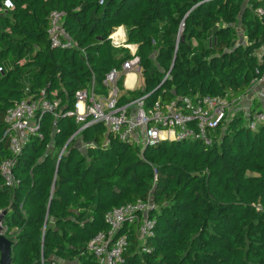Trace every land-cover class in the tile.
I'll use <instances>...</instances> for the list:
<instances>
[{
	"label": "trees",
	"instance_id": "obj_1",
	"mask_svg": "<svg viewBox=\"0 0 264 264\" xmlns=\"http://www.w3.org/2000/svg\"><path fill=\"white\" fill-rule=\"evenodd\" d=\"M10 3L0 0V166L10 153L5 113L11 106L44 91L61 99L63 109L56 126L51 114L42 117L43 137L34 136L18 155L16 186L6 185L0 169V213L16 243L14 264L75 258L98 264L88 242L109 230V210L138 199L157 206L149 213L154 234L143 244L133 226L123 264H264V125L255 131L241 126L240 115L209 147L182 141L143 150L116 139L105 145L107 129L100 123L75 135L80 125L67 115L79 90L94 82L105 93V73L131 56L128 46L113 44L111 35L121 27L125 44L137 45L141 56L144 86L129 91L132 98L151 93L153 104L176 95L244 94L256 69L264 73V15L256 12L264 0ZM55 10L64 12L75 47H52ZM239 23L246 26L245 42ZM175 49L173 70L159 87L160 68L170 70ZM123 82L124 76L122 88ZM77 137L94 146L82 151Z\"/></svg>",
	"mask_w": 264,
	"mask_h": 264
},
{
	"label": "built area",
	"instance_id": "obj_2",
	"mask_svg": "<svg viewBox=\"0 0 264 264\" xmlns=\"http://www.w3.org/2000/svg\"><path fill=\"white\" fill-rule=\"evenodd\" d=\"M256 12L262 17L264 8L258 7ZM63 18V11L55 10L50 15L51 45L57 48L75 47L76 42L63 26ZM111 38L115 46H121L119 42L115 43L114 37ZM122 45L132 48L125 43ZM133 47L135 49H130L131 56L120 67H113L105 73V93H100L94 82L90 87L77 92L74 109L67 112L80 125L75 135L100 123L108 132L105 145L116 139L137 145L143 150L163 142L182 141H201L209 147L220 138L219 129H224L233 103L246 114V125L249 129L255 131L264 125V73L260 69H256V75L246 92L238 97H231L228 93L222 96L176 95L171 100L159 97L153 104H149L151 93L132 98L121 86L123 76L125 78L137 72L141 74V56L137 53L138 46ZM26 91H29V87ZM255 103L259 106L258 109L254 107ZM60 105L61 99H50L43 91L39 98L26 96L6 111L5 138L10 153L0 166L6 185H17L14 166L18 155L34 136L43 137L40 128L44 115L51 114L56 126L57 119L63 113ZM85 145L86 148L94 146L93 143ZM64 151L65 149L61 155ZM156 208L152 199H138L112 208L105 216L109 230L98 232L88 242V253L94 256L98 264H123L133 226L138 228V239L143 244L153 236L155 221L149 217V213ZM142 250L149 251V248L143 246ZM44 264L57 262L51 260Z\"/></svg>",
	"mask_w": 264,
	"mask_h": 264
},
{
	"label": "rangeland",
	"instance_id": "obj_3",
	"mask_svg": "<svg viewBox=\"0 0 264 264\" xmlns=\"http://www.w3.org/2000/svg\"><path fill=\"white\" fill-rule=\"evenodd\" d=\"M249 6V4L248 3H246V7H248ZM123 29L124 28H122V31H123ZM236 29H238V38H239V40H243L242 42H245L246 40H247V31H246V26H241V23H239L237 26H236ZM117 31V30H116ZM116 31H114L113 33H112V35L111 36H113L114 38H115V43L116 42H121L120 41V39H122L121 37L124 35V32H122L121 31V34L122 35H119V33L118 32H116ZM120 37V38H119ZM117 38V39H116ZM126 43V42H125ZM192 44H196V42L193 40L192 41ZM130 47H132V48H130L131 50L134 48L133 47V45H130ZM135 49V48H134ZM136 50H137V48H136ZM159 50L157 49V50H154L153 51V53H152V55H151V58H152V64H153V66L154 67H156L157 66V55L159 54ZM174 57H175V62H176V59H177V50L175 49V52H174V56H173V62H174ZM175 62H174V64H175ZM160 74L162 75V78H163V81H165L168 77H170V74H171V72H169V71H167L166 69L165 70H163V69H161L160 68ZM137 74H138V76H139V80H138V82H137V89H140L141 87H143L144 86V81H143V77L141 76V74L139 73V72H137ZM163 83V82H162ZM167 84V83H166ZM165 84V85H166ZM167 87H169V85L167 84L166 85ZM254 107L256 108V109H258L259 108V106L255 103L254 104ZM238 109V110H237ZM236 111H237V113H236ZM238 114V115H237ZM242 116V120H240V124H241V126H245L246 125V118H245V113L240 109V107L239 106H237V107H235L234 106V103L233 104H231V108H230V110H229V114H228V119L226 120V122L224 123V128H227L228 127V124H229V122L231 121V120H233V119H235V118H239L238 116H240V115ZM73 138V137H72ZM77 139L79 140L78 141V144L80 145V144H83V142L84 141H82L81 140V138L80 137H77ZM77 142V141H76ZM168 143H171V142H168ZM83 146H84V148L82 149V151H85V149H86V145L85 144H83Z\"/></svg>",
	"mask_w": 264,
	"mask_h": 264
},
{
	"label": "water",
	"instance_id": "obj_4",
	"mask_svg": "<svg viewBox=\"0 0 264 264\" xmlns=\"http://www.w3.org/2000/svg\"><path fill=\"white\" fill-rule=\"evenodd\" d=\"M181 31L182 30H180L178 41L180 39ZM174 62H175V57H174ZM174 62L172 63L169 72H172L174 67ZM164 82L165 81H163V83ZM163 83L159 87H161ZM71 139L67 142V145L69 144ZM5 214H6L5 212L0 213V264H14L13 249L16 246V243L6 235L7 229H6V225H4Z\"/></svg>",
	"mask_w": 264,
	"mask_h": 264
},
{
	"label": "crops",
	"instance_id": "obj_5",
	"mask_svg": "<svg viewBox=\"0 0 264 264\" xmlns=\"http://www.w3.org/2000/svg\"><path fill=\"white\" fill-rule=\"evenodd\" d=\"M122 28H124L123 31H122ZM119 29H121V31L124 32V35L121 37L122 39H120L121 42H119V44L122 45L123 43H125L127 41V31H126L125 27H121V28H118L116 30H119ZM121 31L119 32V35H122ZM134 75L132 77V75L130 74L124 78V82H123L124 83V88H123L124 90L123 91L126 92L127 94H129V91L137 89V82L139 80V76H138V74H134ZM100 93H102V92H100ZM107 136H108V132L106 134V137ZM76 141H75L76 145L80 146V148L83 149L84 148L83 144H86V143L83 142V144L79 145L78 144L79 140L77 139ZM52 148L53 147L51 146V149ZM58 261H59V264H79L78 263L79 260L77 258L72 259V260H58Z\"/></svg>",
	"mask_w": 264,
	"mask_h": 264
},
{
	"label": "clouds",
	"instance_id": "obj_6",
	"mask_svg": "<svg viewBox=\"0 0 264 264\" xmlns=\"http://www.w3.org/2000/svg\"><path fill=\"white\" fill-rule=\"evenodd\" d=\"M5 3H6L7 6L12 7V5L10 3V0H5Z\"/></svg>",
	"mask_w": 264,
	"mask_h": 264
},
{
	"label": "bare ground",
	"instance_id": "obj_7",
	"mask_svg": "<svg viewBox=\"0 0 264 264\" xmlns=\"http://www.w3.org/2000/svg\"><path fill=\"white\" fill-rule=\"evenodd\" d=\"M120 31H121V30H118V31H116V32H118V33H119ZM112 37H113V36H112ZM119 38H120V37H119ZM131 75H132V77H133V75H134V74H131ZM134 76H135V75H134Z\"/></svg>",
	"mask_w": 264,
	"mask_h": 264
}]
</instances>
